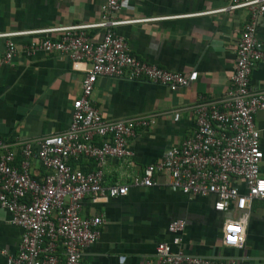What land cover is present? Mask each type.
Wrapping results in <instances>:
<instances>
[{
	"label": "crops",
	"instance_id": "crops-1",
	"mask_svg": "<svg viewBox=\"0 0 264 264\" xmlns=\"http://www.w3.org/2000/svg\"><path fill=\"white\" fill-rule=\"evenodd\" d=\"M105 0H0V35L41 30L99 19ZM225 0H124L117 17L141 19L117 26L136 57L172 71L192 74L194 81L171 91L147 80H126L101 76L92 100L102 116L110 120L144 116L153 120L139 128L128 141L132 156L127 161L108 159L104 185L127 182L147 164L195 127L193 106L200 96L215 100L230 85L235 64V46L247 19L245 9L212 12ZM94 42L101 39L99 28L88 30ZM62 32L34 33L11 37L18 53L10 64L0 67V137L6 141L40 138L67 129L71 103L81 93L85 64L71 68L70 61L57 54L37 50L30 54L26 44L43 38L57 39ZM256 36L264 46V15L259 18ZM7 37L0 36V51ZM251 85L264 91V61L251 74ZM179 114L177 120L175 113ZM263 153L260 174L264 177V110L255 115ZM84 170L91 161H80ZM34 173L39 166L34 164ZM154 187H129L124 196L105 202L85 200L83 216L101 215V234L82 253L85 264H144L154 261L157 242L170 241L167 226L173 219L186 220L182 249L186 253L227 260L238 264H264V201L254 200L248 217L242 248L223 247L220 227L223 214L214 210V196L189 198L168 185L161 174ZM22 230L9 222L0 210V264L17 251Z\"/></svg>",
	"mask_w": 264,
	"mask_h": 264
},
{
	"label": "built area",
	"instance_id": "built-area-1",
	"mask_svg": "<svg viewBox=\"0 0 264 264\" xmlns=\"http://www.w3.org/2000/svg\"><path fill=\"white\" fill-rule=\"evenodd\" d=\"M225 2L212 12L245 9L248 14L236 42L228 89L215 100L200 96L193 106L194 129L166 149L158 161L120 184L104 185L106 161H127L132 156L129 139L153 120L144 116L103 117L92 100L97 79H143L174 91L189 86L193 75L133 55L126 39L115 31L117 26L141 21L117 17L124 0H105L99 19L93 23L0 35L7 37L0 51V67L10 64L18 53L11 37L54 31L62 32L59 38L45 37L23 49L30 54L37 50L57 53L75 70L80 64L87 65L81 93L71 103L66 130L15 142L0 137V210L22 230L17 251L7 254L2 250L6 264H85L83 250L98 241L104 219L101 215L83 216V202L124 196L131 186L154 187L161 174L167 176L171 188L189 198L214 196V210L223 214L222 246H244L253 202L264 201V177L260 174L263 153L255 124L256 113L264 110V91L255 90L250 81L254 66L264 61V46L256 36L264 0ZM93 28L103 31L97 42L88 33ZM178 117L176 112L174 119ZM80 161H91L94 168L84 170L78 165ZM34 164L39 166V174L34 173ZM186 225L183 218L170 221V241L157 242L155 263L146 258L144 264H238L234 258L184 252L181 245Z\"/></svg>",
	"mask_w": 264,
	"mask_h": 264
},
{
	"label": "snow or ice",
	"instance_id": "snow-or-ice-1",
	"mask_svg": "<svg viewBox=\"0 0 264 264\" xmlns=\"http://www.w3.org/2000/svg\"><path fill=\"white\" fill-rule=\"evenodd\" d=\"M238 230V229H237ZM234 239V238H233Z\"/></svg>",
	"mask_w": 264,
	"mask_h": 264
}]
</instances>
